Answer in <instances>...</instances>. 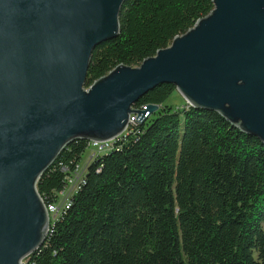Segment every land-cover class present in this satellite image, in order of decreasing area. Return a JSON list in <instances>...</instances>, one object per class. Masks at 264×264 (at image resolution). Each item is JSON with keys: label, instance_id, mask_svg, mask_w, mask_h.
Returning <instances> with one entry per match:
<instances>
[{"label": "trees", "instance_id": "1", "mask_svg": "<svg viewBox=\"0 0 264 264\" xmlns=\"http://www.w3.org/2000/svg\"><path fill=\"white\" fill-rule=\"evenodd\" d=\"M212 9V0H126L85 88L139 66ZM174 92L161 84L140 98L134 109L158 110L87 164L85 141L60 153L37 191L46 207L68 204L24 264H264V145L214 112L167 103Z\"/></svg>", "mask_w": 264, "mask_h": 264}, {"label": "water", "instance_id": "2", "mask_svg": "<svg viewBox=\"0 0 264 264\" xmlns=\"http://www.w3.org/2000/svg\"><path fill=\"white\" fill-rule=\"evenodd\" d=\"M125 1L0 0V264H24L43 244L51 218L37 183L60 153L143 124L158 106L133 105L161 84L264 145V0H212L166 48L85 88Z\"/></svg>", "mask_w": 264, "mask_h": 264}, {"label": "built area", "instance_id": "3", "mask_svg": "<svg viewBox=\"0 0 264 264\" xmlns=\"http://www.w3.org/2000/svg\"><path fill=\"white\" fill-rule=\"evenodd\" d=\"M134 124H136V122L134 121V119H132L131 125H134ZM128 128H127V131H128ZM127 131H125V133L121 137H123L127 133ZM121 137L117 138L114 141L105 142V143H88V149L90 150V154L88 155V158H91L89 160V162L92 160V158L95 155L103 154L105 152L110 151L114 147V145L117 143V140L121 139ZM82 170L83 169H80L79 172L76 173V175L74 176L75 177V182L72 181V180H69V182H68L70 184V189H72V191L74 189L76 190L77 188H79L78 185H80V184H78L77 181L82 175ZM67 204H68L67 200L64 199V200L60 201V204H58V205H49L48 207H46L47 212H48V214H49V216L51 218V221L59 216V214L62 211L63 206H65Z\"/></svg>", "mask_w": 264, "mask_h": 264}, {"label": "rangeland", "instance_id": "4", "mask_svg": "<svg viewBox=\"0 0 264 264\" xmlns=\"http://www.w3.org/2000/svg\"><path fill=\"white\" fill-rule=\"evenodd\" d=\"M167 103L175 105V106H181L185 103L184 99L177 93L176 91L170 96ZM127 131V130H126ZM90 154V150L87 149L85 152L84 157L82 158L81 164H87L91 158H88V155Z\"/></svg>", "mask_w": 264, "mask_h": 264}]
</instances>
